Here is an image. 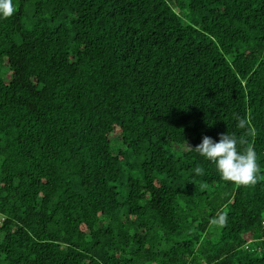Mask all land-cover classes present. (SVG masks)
Masks as SVG:
<instances>
[{
	"label": "trees",
	"instance_id": "trees-1",
	"mask_svg": "<svg viewBox=\"0 0 264 264\" xmlns=\"http://www.w3.org/2000/svg\"><path fill=\"white\" fill-rule=\"evenodd\" d=\"M13 3L0 264H264V0ZM227 131L254 185L185 147Z\"/></svg>",
	"mask_w": 264,
	"mask_h": 264
},
{
	"label": "clouds",
	"instance_id": "clouds-1",
	"mask_svg": "<svg viewBox=\"0 0 264 264\" xmlns=\"http://www.w3.org/2000/svg\"><path fill=\"white\" fill-rule=\"evenodd\" d=\"M15 11L13 0H0V19L12 17ZM248 123L245 118L237 119V127L241 129H246ZM243 144L238 135L227 131L219 136L218 142L205 136L194 150L187 145L185 147L215 165L217 173L224 181L245 186L254 185L260 174L257 153L254 147H244ZM219 222L225 224L227 218L220 215Z\"/></svg>",
	"mask_w": 264,
	"mask_h": 264
},
{
	"label": "rangeland",
	"instance_id": "rangeland-1",
	"mask_svg": "<svg viewBox=\"0 0 264 264\" xmlns=\"http://www.w3.org/2000/svg\"><path fill=\"white\" fill-rule=\"evenodd\" d=\"M218 232H219V228H218L216 225H214V226H212V227L210 228V230H209L210 241L213 242V240L215 239V237L218 236V235H217Z\"/></svg>",
	"mask_w": 264,
	"mask_h": 264
}]
</instances>
